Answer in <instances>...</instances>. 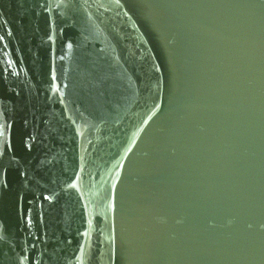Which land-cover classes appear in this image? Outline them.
Segmentation results:
<instances>
[{
    "label": "water",
    "instance_id": "1",
    "mask_svg": "<svg viewBox=\"0 0 264 264\" xmlns=\"http://www.w3.org/2000/svg\"><path fill=\"white\" fill-rule=\"evenodd\" d=\"M0 264H264V0H0Z\"/></svg>",
    "mask_w": 264,
    "mask_h": 264
}]
</instances>
